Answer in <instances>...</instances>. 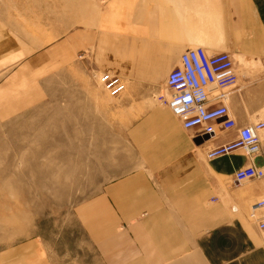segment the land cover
<instances>
[{"label": "crops", "instance_id": "crops-1", "mask_svg": "<svg viewBox=\"0 0 264 264\" xmlns=\"http://www.w3.org/2000/svg\"><path fill=\"white\" fill-rule=\"evenodd\" d=\"M199 46L241 59L228 102L237 126L213 137L185 129L159 99L169 96L166 79L181 54ZM27 51L0 19V68L32 69L36 99H61L83 129H99L102 114L129 117L119 153L111 160L101 151L82 167L92 185L71 208L73 245L25 239L3 248L0 264H264L250 217L264 178L235 180L240 168L264 166V131L257 155L235 148L207 158L264 119V0H103L95 26L19 63ZM94 72L120 76L125 90L112 97Z\"/></svg>", "mask_w": 264, "mask_h": 264}, {"label": "rangeland", "instance_id": "rangeland-1", "mask_svg": "<svg viewBox=\"0 0 264 264\" xmlns=\"http://www.w3.org/2000/svg\"><path fill=\"white\" fill-rule=\"evenodd\" d=\"M102 2L0 0V19L24 41L29 54L19 63L26 64L40 46L95 26ZM16 66L0 68V251L38 236L64 250L79 236L71 208L92 185L82 167L101 151L111 160L119 153L129 116L102 114L99 129H83L82 115L63 112L61 99H36L32 69Z\"/></svg>", "mask_w": 264, "mask_h": 264}, {"label": "built area", "instance_id": "built-area-1", "mask_svg": "<svg viewBox=\"0 0 264 264\" xmlns=\"http://www.w3.org/2000/svg\"><path fill=\"white\" fill-rule=\"evenodd\" d=\"M95 75L112 96L126 88L118 75L108 72ZM238 79L237 63L231 52L210 53L201 46L190 48L181 54L179 65L167 76L169 96L159 99L181 119L185 129H196L203 136L213 137L221 130H233L237 126L228 102ZM262 131L264 119L242 127L235 141L210 149L207 158H217L235 148L243 149L249 156L257 155L262 149ZM262 178L264 166H245L235 173L237 183ZM250 217L256 221L264 241V197L252 205Z\"/></svg>", "mask_w": 264, "mask_h": 264}]
</instances>
